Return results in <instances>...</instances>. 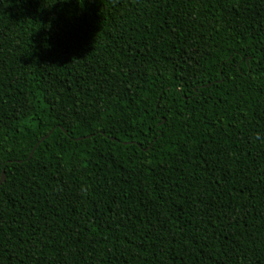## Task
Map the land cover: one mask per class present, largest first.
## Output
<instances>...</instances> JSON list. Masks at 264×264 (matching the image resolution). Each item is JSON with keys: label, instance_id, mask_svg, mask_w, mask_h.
I'll use <instances>...</instances> for the list:
<instances>
[{"label": "trees", "instance_id": "obj_1", "mask_svg": "<svg viewBox=\"0 0 264 264\" xmlns=\"http://www.w3.org/2000/svg\"><path fill=\"white\" fill-rule=\"evenodd\" d=\"M2 173L0 264H264V0H0Z\"/></svg>", "mask_w": 264, "mask_h": 264}, {"label": "water", "instance_id": "obj_2", "mask_svg": "<svg viewBox=\"0 0 264 264\" xmlns=\"http://www.w3.org/2000/svg\"><path fill=\"white\" fill-rule=\"evenodd\" d=\"M45 137H42V139H44ZM41 139V140H42ZM4 178H5V175H4V173H2V175H1V178H0V184H1V182L4 180Z\"/></svg>", "mask_w": 264, "mask_h": 264}]
</instances>
